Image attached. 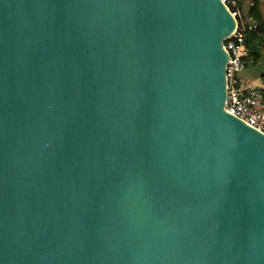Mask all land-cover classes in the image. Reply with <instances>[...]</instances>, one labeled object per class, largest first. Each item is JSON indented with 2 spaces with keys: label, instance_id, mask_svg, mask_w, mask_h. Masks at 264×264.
<instances>
[{
  "label": "water",
  "instance_id": "95a60500",
  "mask_svg": "<svg viewBox=\"0 0 264 264\" xmlns=\"http://www.w3.org/2000/svg\"><path fill=\"white\" fill-rule=\"evenodd\" d=\"M235 29L221 0H0V264H264Z\"/></svg>",
  "mask_w": 264,
  "mask_h": 264
},
{
  "label": "built area",
  "instance_id": "2783aa9c",
  "mask_svg": "<svg viewBox=\"0 0 264 264\" xmlns=\"http://www.w3.org/2000/svg\"><path fill=\"white\" fill-rule=\"evenodd\" d=\"M221 2L236 23L234 33L228 35L222 44L228 56L225 64V110L264 135V89L261 87L237 89L238 74L244 68V37L246 32L257 26V21L241 12L239 0H221Z\"/></svg>",
  "mask_w": 264,
  "mask_h": 264
},
{
  "label": "trees",
  "instance_id": "16d2710c",
  "mask_svg": "<svg viewBox=\"0 0 264 264\" xmlns=\"http://www.w3.org/2000/svg\"><path fill=\"white\" fill-rule=\"evenodd\" d=\"M257 3V1L255 0ZM257 4L250 9L248 16H252L257 21V26L248 32L245 39V55L243 56V63L245 66H254L258 62L264 64V17Z\"/></svg>",
  "mask_w": 264,
  "mask_h": 264
},
{
  "label": "crops",
  "instance_id": "0c3cea01",
  "mask_svg": "<svg viewBox=\"0 0 264 264\" xmlns=\"http://www.w3.org/2000/svg\"><path fill=\"white\" fill-rule=\"evenodd\" d=\"M239 0V7L241 12L248 16V12L252 7L257 4L258 10H260L264 17V0ZM251 16V15H250ZM238 81L243 83V87L241 90H245L248 88H257L261 87L264 89V64L258 62L257 65L254 66H245L238 75ZM238 82V84H239Z\"/></svg>",
  "mask_w": 264,
  "mask_h": 264
},
{
  "label": "rangeland",
  "instance_id": "374dc122",
  "mask_svg": "<svg viewBox=\"0 0 264 264\" xmlns=\"http://www.w3.org/2000/svg\"><path fill=\"white\" fill-rule=\"evenodd\" d=\"M243 86H244L243 83L242 82H239V84L237 85V89L238 90H241Z\"/></svg>",
  "mask_w": 264,
  "mask_h": 264
}]
</instances>
